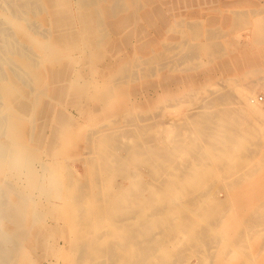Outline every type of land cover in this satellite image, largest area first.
Here are the masks:
<instances>
[{"label": "rangeland", "instance_id": "1", "mask_svg": "<svg viewBox=\"0 0 264 264\" xmlns=\"http://www.w3.org/2000/svg\"><path fill=\"white\" fill-rule=\"evenodd\" d=\"M242 90L264 0H0V264H264Z\"/></svg>", "mask_w": 264, "mask_h": 264}, {"label": "bare ground", "instance_id": "2", "mask_svg": "<svg viewBox=\"0 0 264 264\" xmlns=\"http://www.w3.org/2000/svg\"><path fill=\"white\" fill-rule=\"evenodd\" d=\"M254 87V86H253ZM253 89V88H251ZM243 91V90H242ZM240 92V91H239ZM241 93V100H242V103H241V109L246 113H249V114H260L261 112H264L263 111V108L257 103L256 99L255 98H252V91H243V92H240ZM255 99V100H254ZM242 113V112H241ZM258 116V115H257ZM259 116H262V115H259ZM261 123V122H260ZM264 125V124H263ZM256 131V130H255ZM254 135V134H253ZM252 136V134H251ZM257 136V134H256ZM258 137V136H257ZM230 138V137H228ZM218 139V138H217ZM223 141V140H222ZM251 141V140H250ZM253 141V140H252ZM251 141V142H252ZM256 141V140H255ZM250 142V143H251ZM254 144V143H253ZM223 146V145H222ZM131 161V160H129ZM14 163V162H13ZM133 164V163H132ZM144 164V163H143ZM131 165V164H130ZM133 175V174H132ZM137 175V174H136ZM139 175V173H138ZM135 176V179L133 178V180H137L139 179L138 177H142V174H140L139 176ZM127 178V177H126ZM131 181V180H130ZM136 182V181H135ZM130 183V182H129ZM146 185V184H145ZM147 187V186H146ZM166 187V186H165ZM169 188V187H167ZM163 189V188H162ZM147 190V189H146ZM159 190V189H158ZM124 191V190H123ZM160 191V190H159ZM154 194H158L157 191L153 192ZM153 194V195H154ZM262 199V198H261ZM196 213V212H195ZM122 218V217H121ZM125 219V218H124ZM122 219V220H124ZM121 220V219H120ZM121 220V221H122ZM125 222V221H124ZM122 224V223H121ZM230 245V244H229ZM232 246V245H231ZM252 261V260H251ZM249 262V261H248Z\"/></svg>", "mask_w": 264, "mask_h": 264}]
</instances>
